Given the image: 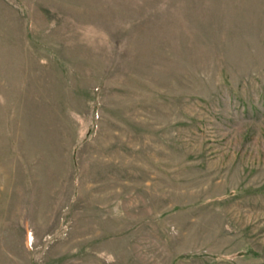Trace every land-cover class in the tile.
<instances>
[{"label": "rangeland", "instance_id": "1", "mask_svg": "<svg viewBox=\"0 0 264 264\" xmlns=\"http://www.w3.org/2000/svg\"><path fill=\"white\" fill-rule=\"evenodd\" d=\"M0 264H264V0H0Z\"/></svg>", "mask_w": 264, "mask_h": 264}]
</instances>
